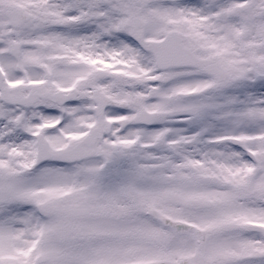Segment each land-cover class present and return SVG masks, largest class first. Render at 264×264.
<instances>
[{
  "label": "snow or ice",
  "instance_id": "snow-or-ice-1",
  "mask_svg": "<svg viewBox=\"0 0 264 264\" xmlns=\"http://www.w3.org/2000/svg\"><path fill=\"white\" fill-rule=\"evenodd\" d=\"M0 264H264V0H0Z\"/></svg>",
  "mask_w": 264,
  "mask_h": 264
}]
</instances>
